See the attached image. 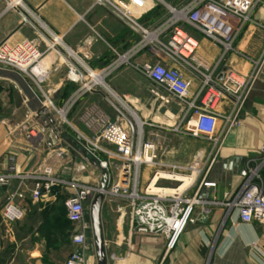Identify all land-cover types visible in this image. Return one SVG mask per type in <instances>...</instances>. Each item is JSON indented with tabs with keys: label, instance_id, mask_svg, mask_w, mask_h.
Wrapping results in <instances>:
<instances>
[{
	"label": "crops",
	"instance_id": "crops-1",
	"mask_svg": "<svg viewBox=\"0 0 264 264\" xmlns=\"http://www.w3.org/2000/svg\"><path fill=\"white\" fill-rule=\"evenodd\" d=\"M186 1L171 0L170 3L181 6ZM119 2L127 10L120 8ZM22 15L48 39L53 41L52 35L57 37L55 47L51 48L31 25L23 24ZM166 15V10L155 0H0V44L32 41L45 53L41 72L46 73L44 79L38 76L33 81L0 69V106L9 105L10 90L14 105L11 117L0 120V173L14 175L8 186L0 187V264H65L73 251L72 240L69 247L54 250L53 226L46 223L47 206L59 196L68 200L75 193L74 185L94 186L97 181L92 179L94 174L87 176L85 172L89 165L98 170L101 167L86 158L78 138V133L90 139L95 135L85 125L87 116L96 113L108 120L121 117L127 121L125 117L133 119L136 115L140 120H150L159 118L166 107L153 96V84L136 69L137 66L160 61L179 70L190 82V97H196L202 90L205 79L202 75L161 51L158 40L167 42L172 35L167 32L157 38L156 30L163 25ZM182 28L196 42L191 64L215 83L220 84L230 76L248 82L256 63L264 56V0L234 41V50L223 59L222 46L189 25L183 24ZM57 49L73 62L76 69ZM124 56L129 63L109 71ZM73 69L79 72L89 69L97 74H93V80L85 77L84 82L77 83L69 75ZM100 78L104 85L100 84ZM92 84L95 88L91 91L84 86ZM15 89L26 98L25 106L33 111L52 103L53 107H48L49 113L75 144L59 141L54 145L47 136L49 130L45 133L40 130L45 126L43 120L33 122L34 112L24 116L23 109L16 108ZM81 92L84 94L79 96ZM212 107L220 116H229L234 103L229 97L220 96L213 100ZM64 110L67 114L62 113ZM181 115L178 116L180 120ZM67 116L65 123L60 120H66ZM240 123V127L223 139L207 179L211 186L199 189L201 179H198L192 192H197L200 202L195 208L196 221L185 229L175 250L166 251L165 237L136 231L129 200L106 195L101 220L108 264H261L264 260V229L257 223L241 224L237 213L226 205L245 182L246 162L262 158L264 64L251 85ZM66 124L67 128L64 127ZM222 127L220 120V131ZM32 130L36 132L35 137L30 135ZM134 130L131 126L132 135ZM143 141L155 144L154 140H146L144 131ZM206 143L210 145V150L205 151L208 160L213 144ZM100 157L110 162L105 156ZM200 159L204 158L201 156ZM161 164L163 170H168L167 166H178ZM146 167L149 166H144L142 173ZM47 169L57 182L50 193L43 192L44 197L34 201L32 191L36 179L30 177L45 176ZM143 178L145 188L151 179L149 176L146 179L144 174ZM102 180L103 171L99 188ZM118 182L116 176L109 174L108 187ZM160 184L174 185L166 181ZM9 203L21 211L20 220L7 221L3 217ZM86 256L87 264H98L91 243Z\"/></svg>",
	"mask_w": 264,
	"mask_h": 264
},
{
	"label": "built area",
	"instance_id": "built-area-1",
	"mask_svg": "<svg viewBox=\"0 0 264 264\" xmlns=\"http://www.w3.org/2000/svg\"><path fill=\"white\" fill-rule=\"evenodd\" d=\"M155 1L167 12L163 25L156 30L157 38L167 32H172L167 42L158 40L161 51L175 58L179 63L192 67L205 78L204 84L200 93L193 98L190 97V82L179 70L169 68L160 61L145 62L136 69L153 84L152 94L157 100L165 106H169L171 100L178 104L182 115L174 131L178 132L181 127L185 135L210 142L213 144V152L204 162L197 161L188 167L167 166L168 170H163L161 168L164 165L157 162L155 144L144 142L140 131H137L136 135L134 130L132 135L122 125V118L112 121L96 113L88 115L85 121L87 129L95 133L93 139L80 133H78V138L88 155L100 160L106 169L108 162L102 161L101 155L121 164L116 175L119 182L108 187L105 194L129 200L133 209V223L136 231L144 235L165 237L166 251L171 252L176 249L188 225L196 221L195 208L200 202L197 199V192L193 194L192 192L198 179H201L199 189L211 186L207 179L210 177L223 139L232 130L240 127V116L251 85L258 77L264 62L263 56L261 61L256 63L248 82L230 76L220 84L215 83L199 68L191 64L196 42L183 30L182 25H189L216 45L222 46L223 59L234 50V41L243 27L251 22L252 13L262 0H187L181 6H172L171 0ZM119 7L127 10L122 2H119ZM52 38L51 48L55 47V42H58L57 37L52 35ZM44 55L45 53L40 51L32 41L27 40L17 44L4 42L0 44V69L18 73L33 81L38 76L44 79L46 73L41 72ZM125 63H129V60L124 56L114 63L109 71ZM85 73L90 80H93L94 72L89 69L83 72L73 69L69 75L73 81L78 83L81 80L84 82ZM84 86H87L90 91L95 88L93 84ZM78 94L80 96L84 92ZM220 96L229 97L234 103L233 111L229 116H220L212 107L213 100ZM47 106L53 107L52 103ZM220 120L223 121L221 131L218 128ZM30 135L35 137L36 132L32 130ZM260 154L262 156L260 160L250 159L246 162L245 182L239 193L226 205L230 211L237 213L238 221L243 225L256 223L264 225V147ZM144 166L153 167L156 170L145 188L139 191V177ZM50 176L51 170L47 169L45 176L30 177L36 179L32 191L34 201L41 200L44 197L43 192L52 191L57 181L51 179ZM179 176L185 177L188 181V185L181 193L179 190L185 182L179 185ZM13 179L14 175L10 172L0 173V187L8 186ZM155 179L158 180L156 185L164 190V193L153 192L152 184ZM162 181L173 183L176 186H162L160 184ZM74 188L75 193L67 200L66 208L67 219L76 227V230L71 239L73 251L65 264H87L86 204L101 190L80 184L74 185ZM166 189L173 193H165ZM22 216L21 211L11 203L5 207L3 212V217L7 221H17ZM261 264H264V260Z\"/></svg>",
	"mask_w": 264,
	"mask_h": 264
},
{
	"label": "rangeland",
	"instance_id": "rangeland-1",
	"mask_svg": "<svg viewBox=\"0 0 264 264\" xmlns=\"http://www.w3.org/2000/svg\"><path fill=\"white\" fill-rule=\"evenodd\" d=\"M86 74L87 73H85V75ZM93 74H97V73H93ZM87 76L88 75H86V77ZM8 94L10 99L9 105H7L6 107H4L3 105L0 106V120L9 119L12 113L14 112L12 91L11 90L8 91ZM62 113L67 114L65 110ZM180 115H181V110L178 104L175 101L171 100L170 105L164 108L159 118L150 119V120H142V119L140 120L143 125L145 124L142 127V129L144 131L146 140L147 139L154 140V143L156 144L157 162L165 163V164L167 163L171 165L174 164L180 167H188L193 165L197 161H206L207 156L205 155V153L210 150V145H208L206 141H204L203 139H196V138H194L196 140L191 139L193 137L185 135L181 127L178 132L174 131L177 125L179 124ZM60 120H63L65 123L68 120V116L66 120L64 119H60ZM130 120L134 125L135 132L139 131V127L135 119L130 118ZM121 123L128 131H130L131 125L128 121L122 118ZM64 127L67 128L68 127L67 124ZM201 156L204 159L198 160ZM100 159L102 161H106L104 157H100ZM107 162H108V167H107L108 173L110 174V176L111 175L116 176L115 174L118 172V169L121 168V164L115 160H110V162L109 161ZM101 170L93 168L91 165L87 167V171L85 172V174L87 176H91L92 174H94L95 177H93L92 179H97L95 185L94 186L90 185L91 187L99 188V181L100 179H102ZM153 173L154 170L152 168L150 169L149 167H146L145 173L142 172L140 173V177H139L140 180L138 183L139 191H142L143 185H145L144 181L142 180L145 179L143 178V174L144 176L147 177L146 179H148V176L149 179H151ZM50 178L55 179L56 177L51 176ZM172 186L175 187L176 185H172ZM91 198L93 199L94 196ZM92 199L89 200V202L86 204V224L88 225L87 243L88 246L91 243L92 247L94 248V236H93V230H92V224L90 218ZM66 202L67 200L64 196H59L57 200L53 203L52 222L49 221V217L46 218V223H51V225L53 226L52 236H53L54 250H60L61 248H64L66 246L69 247L71 244L72 236L74 235L76 230L75 226L66 224L65 220L61 218L62 213L60 211L63 210L64 207H66ZM259 227L261 229H264V225H260Z\"/></svg>",
	"mask_w": 264,
	"mask_h": 264
},
{
	"label": "water",
	"instance_id": "water-1",
	"mask_svg": "<svg viewBox=\"0 0 264 264\" xmlns=\"http://www.w3.org/2000/svg\"><path fill=\"white\" fill-rule=\"evenodd\" d=\"M22 18H23V24L31 25L35 29V31L40 36H42L49 44L51 45L53 44L50 41V39H48L46 35H44V33L40 29H38L26 16L22 15ZM61 54L66 59V61H68L75 68V65L73 64V62H71L65 54L63 53ZM13 95L15 99L16 108L18 110L23 109L24 116H28L29 114L34 112L36 115L34 117L33 122L34 121L40 122L41 120H43V122L45 123V126L44 128L40 130L42 131V133H45L47 130H49V133L47 136L49 139L53 140L54 145H57L59 141L68 143L70 145L75 144V141H73V139H70L68 135L62 131L61 126L58 125L57 122L54 120V118L51 116V114L49 113L48 107L37 108L35 109V111H33L29 106H25L26 98L22 96L20 91L15 89ZM106 99L108 98L106 97ZM125 118L130 123V125L134 128L132 121L128 117H125ZM80 146L83 152L85 153L86 158L90 160L95 166L101 167L103 171V180L100 185L101 191L96 196H94L93 199L90 198L89 200L92 199L91 209H90V218H91V224H92V230H93V236H94V247L96 250L98 264H108L107 254H106V249H105L104 235H103L101 213H102V207H103L104 201L106 199L105 191L108 188L109 174H108V170L102 166L100 160L90 157L87 151L82 147L81 144Z\"/></svg>",
	"mask_w": 264,
	"mask_h": 264
},
{
	"label": "bare ground",
	"instance_id": "bare-ground-1",
	"mask_svg": "<svg viewBox=\"0 0 264 264\" xmlns=\"http://www.w3.org/2000/svg\"><path fill=\"white\" fill-rule=\"evenodd\" d=\"M97 79H98V78H97ZM99 81H100V84H103V83H104L102 78H100ZM133 118H134L135 121L137 122L138 127H139V131H140V134L142 135V134H143V129H142L143 124H142V122L140 121L139 117L136 116V115H133ZM178 178H179V180H178V181H179V185H181V183L185 182V184H183V186H182V187L180 188V190H179V192L181 193V192L184 191V189H185L186 186L188 185V181L185 180V177H183V176H179ZM157 182H158L157 179H155V180L153 181V184H152L153 192H154V193H164V190L160 189V187H158V186L156 185ZM165 193H170V194H172L173 192L168 191V189H166V190H165Z\"/></svg>",
	"mask_w": 264,
	"mask_h": 264
},
{
	"label": "trees",
	"instance_id": "trees-1",
	"mask_svg": "<svg viewBox=\"0 0 264 264\" xmlns=\"http://www.w3.org/2000/svg\"><path fill=\"white\" fill-rule=\"evenodd\" d=\"M160 8H161V7H160ZM47 207H48V212H47V214H46V218L49 217V221L52 222V220H53V218H52V216H53V213H52V211H53V204H52V205H48ZM60 212L62 213V214H61V218H62L63 220H65L66 224L72 225V224L68 221V219H67V208L64 207V209L61 210ZM49 214H50V215H49ZM72 226H74V225H72Z\"/></svg>",
	"mask_w": 264,
	"mask_h": 264
}]
</instances>
